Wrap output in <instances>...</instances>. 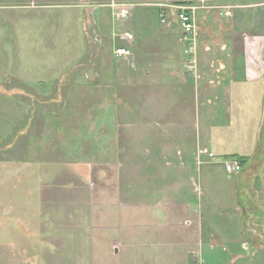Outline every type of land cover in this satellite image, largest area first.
Listing matches in <instances>:
<instances>
[{"label":"rangeland","instance_id":"1","mask_svg":"<svg viewBox=\"0 0 264 264\" xmlns=\"http://www.w3.org/2000/svg\"><path fill=\"white\" fill-rule=\"evenodd\" d=\"M27 2L0 0V264H182L156 248L142 253L130 237L111 253L92 240L91 188H100L103 163L118 153L100 137L119 113L129 125L140 122L133 59L115 54L129 22L104 10L110 31L100 41L82 11ZM146 11L160 24L155 8L138 4L132 14ZM250 110L204 113L223 139L197 152L209 179L205 229L219 243L204 246L203 264H264V113L255 100ZM233 160L242 168L229 174Z\"/></svg>","mask_w":264,"mask_h":264},{"label":"crops","instance_id":"2","mask_svg":"<svg viewBox=\"0 0 264 264\" xmlns=\"http://www.w3.org/2000/svg\"><path fill=\"white\" fill-rule=\"evenodd\" d=\"M172 1L180 2L175 6L187 4L196 8L195 72L188 70L183 31ZM112 2L131 5L132 10L138 4L155 8L160 24L146 11L132 14L131 21L122 27L119 47L128 45L126 32L134 35L130 58L134 72L133 106L140 122L129 125L119 113L114 127L107 122V116L104 118L109 136L100 137L103 148L118 153L116 164L111 160L103 163L98 176L103 183L100 188H91L92 240L108 246L111 253L125 246L122 240L130 237L144 254L156 248L163 259L180 256L182 264H194L200 260L204 246L219 245L205 229V188L209 179L197 163L198 150L209 147L217 136L216 121L211 120L206 126L204 113H215L212 118L219 112L250 113L254 100L258 112L264 113V0L27 3L35 9L82 11L87 28L101 41L110 31L104 10L111 9L114 17L109 6ZM191 79L195 84L190 83ZM201 84L204 89L199 88ZM212 90L213 96L208 95ZM106 114L108 118L112 115ZM231 126L230 120L225 128ZM217 137L221 142L223 138ZM92 138L97 140L96 136ZM84 155L94 157L92 153ZM191 166L195 167L193 171ZM176 168L181 171L179 174L174 173ZM124 231L129 233L127 237L123 236Z\"/></svg>","mask_w":264,"mask_h":264},{"label":"built area","instance_id":"3","mask_svg":"<svg viewBox=\"0 0 264 264\" xmlns=\"http://www.w3.org/2000/svg\"><path fill=\"white\" fill-rule=\"evenodd\" d=\"M114 10V17L117 20H126L128 22L132 19L131 5L120 4L112 2L109 5ZM177 8L176 18L183 31L182 40L186 44V57L188 61V70L195 72L197 68V28L194 21L195 7L188 6L187 4L175 6ZM124 39L128 45L126 47H119L116 49L115 54L119 58H130L133 54L132 43L134 41V35L132 32H126ZM242 168L241 163L238 160L228 161L225 164V169L229 174H235L240 172ZM194 264H203L202 261L196 260Z\"/></svg>","mask_w":264,"mask_h":264},{"label":"trees","instance_id":"4","mask_svg":"<svg viewBox=\"0 0 264 264\" xmlns=\"http://www.w3.org/2000/svg\"><path fill=\"white\" fill-rule=\"evenodd\" d=\"M242 159L244 160V157H242Z\"/></svg>","mask_w":264,"mask_h":264}]
</instances>
